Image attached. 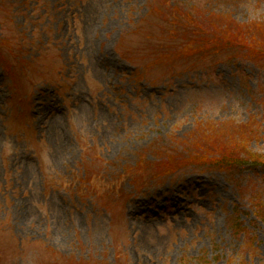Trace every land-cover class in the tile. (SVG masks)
<instances>
[{
    "label": "rangeland",
    "instance_id": "1",
    "mask_svg": "<svg viewBox=\"0 0 264 264\" xmlns=\"http://www.w3.org/2000/svg\"><path fill=\"white\" fill-rule=\"evenodd\" d=\"M254 20L264 0H0V264H264L263 164L148 179L198 122L264 155V56L219 42Z\"/></svg>",
    "mask_w": 264,
    "mask_h": 264
},
{
    "label": "trees",
    "instance_id": "2",
    "mask_svg": "<svg viewBox=\"0 0 264 264\" xmlns=\"http://www.w3.org/2000/svg\"><path fill=\"white\" fill-rule=\"evenodd\" d=\"M179 3L180 2H176L173 6H178ZM188 16H190V13ZM233 22L236 21L233 20ZM193 33L195 34V37L186 38L187 46L181 45L176 39L175 33H173L171 35V42L165 48L164 56L159 58L158 61L170 64L174 58L178 57V60H181V65L183 59L200 54L202 51L200 47L203 45L197 41L198 38L196 37L197 33L200 34V29H197ZM219 38V42H224L228 46L240 47L252 54L264 56V22H260V20L243 23V25L238 26L235 32H230L225 39H222V37ZM233 129L234 128H231L232 131L224 130L223 128H217L212 122H198L196 129L189 138L184 141L191 144V148L186 150L188 154L185 155L182 151L176 155H172L169 160L165 157V159H162V162L158 163L159 165L156 168L152 169L153 172L150 173L148 179L151 182H161L163 179L168 178L169 174L180 169L183 165H192L193 163L200 164L204 160H206L205 165L215 163V167L224 170L226 173L233 171L236 165L244 166L256 171L257 166L264 165V155L251 152L249 146L251 142L250 139L255 140L257 135L254 128L238 126V130ZM244 129L247 132H245ZM204 143H207L208 145H204ZM197 148L206 151V153L196 155ZM239 152L241 155L238 154ZM213 153H216L217 155H213ZM207 155H210V157L207 158ZM169 163H176V165L169 166ZM143 178L144 177L141 176L140 178H137V181L135 179V183L139 184ZM252 202L255 208V215L264 223L263 198L259 194V196L253 199ZM231 217L232 232L235 234L240 231L249 232L248 228L245 227L241 221L240 212L231 214ZM253 242L254 240H251L248 245H246L245 242L244 247L253 244ZM119 264H121V262ZM238 264L244 263L240 262Z\"/></svg>",
    "mask_w": 264,
    "mask_h": 264
}]
</instances>
